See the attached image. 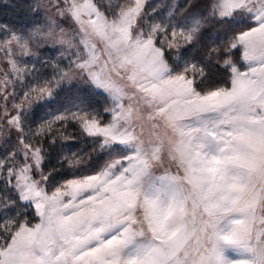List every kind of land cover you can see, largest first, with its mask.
<instances>
[{"label":"snow or ice","instance_id":"6c2138e0","mask_svg":"<svg viewBox=\"0 0 264 264\" xmlns=\"http://www.w3.org/2000/svg\"><path fill=\"white\" fill-rule=\"evenodd\" d=\"M0 264H264V0H0Z\"/></svg>","mask_w":264,"mask_h":264}]
</instances>
